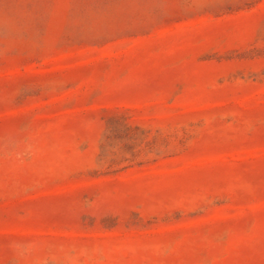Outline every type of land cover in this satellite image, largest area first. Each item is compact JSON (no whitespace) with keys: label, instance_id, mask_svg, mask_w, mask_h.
<instances>
[{"label":"rangeland","instance_id":"1","mask_svg":"<svg viewBox=\"0 0 264 264\" xmlns=\"http://www.w3.org/2000/svg\"><path fill=\"white\" fill-rule=\"evenodd\" d=\"M0 264H264V0H0Z\"/></svg>","mask_w":264,"mask_h":264}]
</instances>
